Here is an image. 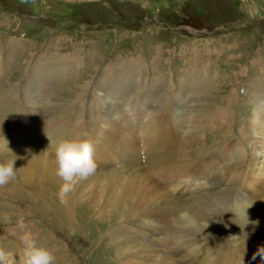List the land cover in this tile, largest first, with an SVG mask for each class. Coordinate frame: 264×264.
<instances>
[{"label": "rangeland", "instance_id": "374dc122", "mask_svg": "<svg viewBox=\"0 0 264 264\" xmlns=\"http://www.w3.org/2000/svg\"><path fill=\"white\" fill-rule=\"evenodd\" d=\"M188 21L194 24L185 25ZM183 26L207 32L190 34ZM263 82L264 0H0V138L5 137L0 148L17 157L15 166L38 163L48 155L53 160L51 148L45 147L50 141L55 145L86 132L94 159L108 155L117 164L125 158L131 177L144 178L136 168L151 167L161 156L190 164L194 175L170 171L155 185L174 186L171 194L180 193V200L190 190L191 196L201 194L193 198L198 202L205 196L213 201L212 208L202 204L189 218L193 229L186 234L198 246L196 253L215 240L248 251L244 264H253V253L264 246V218L247 224L238 219L234 204L246 197L244 204L250 205L246 191L258 195L264 189L262 132L253 131L259 157L252 173L242 166L249 157L228 156L242 146L239 130L254 109L253 94L259 90L253 88ZM149 122L155 128L151 137L146 135ZM126 123L137 127L140 138L125 136ZM159 129L168 146L163 153L157 151L160 140L151 145ZM28 143L33 144L28 152H35H24ZM115 164L107 167L119 169ZM105 167L98 162L96 170ZM35 177L37 182L27 179L30 185L17 179L0 188V247L15 252L10 264H20L19 241L9 235L11 225L2 218L7 214L14 222L20 213L38 243L54 253L55 264H138L144 259L152 264L150 258L157 259L145 250L138 255L139 248L156 244L151 238L160 236L147 225L141 228V222L170 192L128 201L121 185L113 198L100 193L109 185L99 187L89 177L86 187L78 183L62 205L60 185L43 183L38 171ZM193 177L198 184L205 178L211 186H184ZM227 189L232 196L221 194ZM183 204L192 208L187 200ZM185 210L179 216L188 214ZM123 244L127 248L121 249ZM189 255L186 264L193 263ZM255 259L264 262L259 255Z\"/></svg>", "mask_w": 264, "mask_h": 264}, {"label": "bare ground", "instance_id": "6f19581e", "mask_svg": "<svg viewBox=\"0 0 264 264\" xmlns=\"http://www.w3.org/2000/svg\"><path fill=\"white\" fill-rule=\"evenodd\" d=\"M261 85L253 88L254 90H259L257 92H254V94H253L255 96V98L253 99V101H255L254 109L252 111L251 116L249 117L248 122L242 127L241 130H239V133H241V135H240L241 137L239 138V141L242 144V146L240 148H234L233 151L228 154V156H232V155H235L236 153H239L236 158H242L244 156L249 157V159L245 163L242 162L244 164L242 166H245V164H246L247 167L249 168L247 171V174H249V172L250 173L253 172L255 162H256L257 158L259 157V154L254 151L253 139L256 136V133H253V131L257 129L258 131L262 132L259 138L264 139L263 138V136H264V100L260 101L261 98H258L259 96H262V95L264 97V86H261ZM217 109H219V108H217ZM217 109H214V110L216 111ZM219 111L221 112V109H219ZM39 121H40L39 119L35 118L34 122L36 123L37 126L39 125ZM120 122H125V121L120 120ZM30 126L31 125H28V127H30ZM126 127H127V130H126L125 136H127L128 138L138 137V136H136L137 127H135L134 125H131L129 123H126ZM30 129L33 130L32 128H30ZM154 133H155V128H154L153 122H149L147 125L146 135L148 137H151ZM138 138H140V137H138ZM4 139H5V137H2V138H0V141H2ZM156 140H160V145L158 146L157 151L160 153H163L164 151H166L168 146L166 144L165 139H163L161 137V130L160 129L157 131L154 140H152V142H151V145L157 144ZM141 141L143 142V138L141 139ZM112 143H115V141ZM28 144L29 145H27V148L24 151V152H26V154H30V153H28V151L33 149V144H30V143H28ZM137 146L139 148L138 142H137ZM228 146L229 145H227V147ZM104 147H106V146H104ZM244 148H246L247 150L244 151L243 150ZM35 150L36 149H34V152H35ZM24 152H23V155H26V154H24ZM138 152H139V149H138ZM146 154H147V151L145 150V152L143 153L142 156H146ZM0 155H6V151L0 148ZM35 155H36V153H35ZM48 156H46V158L44 160L38 161V163L32 162L31 161L32 159H31L30 161L32 163H30V164L27 163L26 161L25 162L23 161V162L16 164L15 167L17 168V171H16L15 180L22 179V181H21L22 185H23V183L25 185H30L29 182H33L34 178H36L35 174L38 171L40 174V179H41V181H43V183L47 184L48 186L52 185L50 187H55V185H57V184L60 185L61 180L56 175V168L52 162L53 160L50 159ZM102 158L103 159H101L99 157L95 158L96 163H98V162L103 163V164L105 163V165L107 167L108 163H110V165L112 164L111 166H113L116 162L115 161L116 159H108V155H105V158L104 157H102ZM27 160H29V159H27ZM190 160H192V159L190 158ZM124 161H125V158L122 159V162L121 161L117 162L119 169H115V168L113 169V168H111V166H109V168H107V169L103 168V170L102 169L96 170L97 175L93 174V175L89 176L95 182L99 183V185H100L99 187H101V184H104V185L107 184V186L109 185L108 191H106L107 189L105 188L106 190H100V193H102L103 191L108 192L109 196L114 198L116 192H118V188L120 187L117 185H121L120 189L122 188V190L125 193L123 191H121V192H123L127 196L128 201H138V200L141 201L143 198L145 200H149L150 198L152 199L158 193L160 194V196H162L165 193L170 192L169 193L170 195L167 194V195H169L168 196L169 198L164 197L163 200L160 198L162 201L157 202L154 205L152 204L153 206L151 208L152 209L151 213H149V214H151L149 218L142 219L141 228L146 229V225H147L149 228H152L153 230H155V232L157 234H159L160 236L151 238V240L157 241L156 244L150 245L147 243V244H145V246H142L141 248H139L138 249V255L140 254L139 252H141V251L143 252L144 250L147 251L149 254L152 253L153 256H156V258H157L155 260L150 258L149 261H152V264H186L185 259L188 257L189 254L190 255H189L188 260L193 262L192 264H244V261L247 258L249 259L248 252L244 251V250L241 251L242 248H239V247L230 248L229 246H226L228 244H226L224 242L223 243H221V242L215 243V240L211 241L209 243H206L205 246H203V247H200L202 252H199L200 251L199 250L198 251L199 253H196V251L194 250V247L197 249L198 246L196 244H194V242L190 241V239H187V237L190 236V234H188V236H187L186 233H189V231H191L193 229V228L192 229L189 228V226L192 225V220H190L189 218H193L195 216V215H191V214L192 213L194 214L196 212H200V208L202 206L201 207H199V206L202 204H203V206L207 205L208 208H212L211 204L213 203V201L207 202V201H210V197L205 196V200L202 198L201 202H198V201L194 200L193 198L196 197L197 195H201V194L193 192L194 191L193 190L192 192L196 193L197 195L191 196L192 193L190 192V190H188V192L186 194L188 198L186 200L189 204L192 203V208H191L190 205H184L183 204V201H186L185 199H183V200L179 199L180 193L177 195H173V193L171 194V189L174 186H156L155 182L157 180H159L160 178H162L163 176H165L170 171H174L176 173H192V175H194L193 174V167L190 164H178L177 161L171 157L161 156V160L152 164V166H151L152 168L146 167L144 169L145 171L143 169L136 168V170H138L139 174L144 177V178H139V177L137 178V177H131V176H129V174H127L128 170L131 168H129V166L126 165L127 162H124ZM236 161H237V159H236ZM137 166H139V163ZM101 167H102V165H101ZM148 169H150L151 174L149 173ZM259 169L260 168H258V170ZM259 171H261V170H259ZM262 173L264 174L263 170H262ZM89 177L86 180H82L79 182L83 188L86 187V186H84L83 182L88 183ZM27 179H29V182ZM34 182H37V180H34ZM210 184H211V181L206 180L205 178L201 179V182L198 184V182L195 181L194 177H193L184 186L187 185L190 187V185H193V187L198 186L199 188H201V186H203V188H204V187L211 186ZM18 186H19V184H18ZM151 186H154L156 188H152ZM181 187H183V186H180V188ZM77 188H78V186H77ZM180 188H179V192H180ZM57 189H59V186L57 187ZM75 189H76V186H75ZM75 189H74V191H75ZM89 189L98 190V186H91V187H89ZM203 191L204 190H201L200 192L202 193ZM144 192H147V194L145 195ZM246 193H248L250 195L249 200H250L251 204L250 205L244 204V202H246V200H245L246 197H244L245 201L244 200L240 201L242 199H239V197H238V199L236 198L234 201L235 214L237 215L238 219L239 218L241 220L245 219V223H247V222L256 223L257 222L256 224H258V223L262 222L261 220L264 218V189L258 195H253L251 193V191L250 192L246 191ZM221 194L222 195L224 194V197H226V196L229 197L231 195V192H230V190L227 189V192L223 191V193H221ZM144 199H143V201H144ZM220 199H223V198L221 197ZM153 200H152V202H153ZM223 201H222V203H223ZM135 204H137V203H135ZM143 206H144V204H143ZM147 206H146V208H147ZM208 208L204 209V210H208ZM138 209H140V208H138ZM183 209L188 210V214L184 213L182 216H179V212L182 211ZM213 211H214V209H213ZM218 211H220V210H218ZM216 212H217V210H216ZM147 213H148L147 210L142 211L143 215H146ZM202 221H204V220H202ZM206 222L208 223V220ZM213 222H215V221H213ZM243 225H241V226H243ZM209 226L213 227L212 224H210V223H209ZM250 227H251V225H250ZM148 233H149V231H148ZM163 234H165V236ZM228 240H232V239H228ZM172 243L173 244L176 243L175 244L176 250H173V248L171 246ZM222 245H224V246H222ZM128 246H130V244ZM124 248H127L125 246V244H123L121 249H124ZM221 249H223L224 252H221ZM123 251L125 252V250H121V252H123ZM131 251L132 250H130V249L127 250V252H130V253H131ZM133 251H134V249H133ZM130 253H127V254H130ZM239 254L241 255L240 257H238ZM178 256H180V257H178ZM136 257H137V255H136ZM254 260H256V261H254ZM254 260H253L254 261L253 264H264V262L261 263L262 261L260 262L259 259H254ZM138 264H147V260L144 259L143 261H139Z\"/></svg>", "mask_w": 264, "mask_h": 264}, {"label": "clouds", "instance_id": "9594fccd", "mask_svg": "<svg viewBox=\"0 0 264 264\" xmlns=\"http://www.w3.org/2000/svg\"><path fill=\"white\" fill-rule=\"evenodd\" d=\"M53 164L56 175L60 178L57 197L62 205L68 204L69 193L82 180L93 175L97 168L94 159V145L86 132L73 137L58 140L55 145L51 144ZM15 155L0 156V188L13 182L16 178ZM3 222L10 224L9 235L19 241L20 264H55L56 256L47 247L38 243V236L30 227L23 213L18 214L13 222L12 217L5 214ZM13 253L0 247V264H10ZM259 255L264 260V246L258 247L253 254V259Z\"/></svg>", "mask_w": 264, "mask_h": 264}]
</instances>
